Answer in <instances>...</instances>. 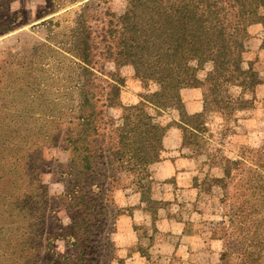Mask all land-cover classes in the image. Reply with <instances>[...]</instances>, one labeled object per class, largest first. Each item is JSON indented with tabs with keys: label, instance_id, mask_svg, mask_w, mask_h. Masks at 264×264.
<instances>
[{
	"label": "trees",
	"instance_id": "obj_1",
	"mask_svg": "<svg viewBox=\"0 0 264 264\" xmlns=\"http://www.w3.org/2000/svg\"><path fill=\"white\" fill-rule=\"evenodd\" d=\"M125 1L117 15L109 6L99 11L104 1L82 0L36 26L48 32L47 55L30 50L0 60V264H54L59 241L72 250L74 264H110L117 252L111 234L123 213L113 195L125 188L123 180L135 176L143 190L154 150L173 129L200 132L206 113L228 118L255 107L264 80L253 76L256 61L247 71L240 65L249 28L260 24L264 32V0ZM51 2L54 11L66 6ZM190 40L198 44L195 55L216 63L207 75L211 92L195 115L185 112L180 94ZM100 60L131 66L143 85L136 103L115 105L117 117L107 112L105 92L115 87L102 84ZM57 145L73 149L63 177L70 193L60 199L81 214L45 239L44 221L56 205L40 177L41 152ZM223 175L222 264H264V138L249 161L227 159Z\"/></svg>",
	"mask_w": 264,
	"mask_h": 264
},
{
	"label": "rangeland",
	"instance_id": "obj_2",
	"mask_svg": "<svg viewBox=\"0 0 264 264\" xmlns=\"http://www.w3.org/2000/svg\"><path fill=\"white\" fill-rule=\"evenodd\" d=\"M70 1H77L78 3L76 5H69ZM81 1L82 0H64V3L62 4H66V6L63 9L54 11L51 0H0V60L6 58L7 54L23 53L24 51L30 50H35L39 55H47L48 46L45 43L44 38L48 32L42 27L37 28L36 26L47 19L62 15L70 9L75 8V6L82 3ZM86 1L88 0H83V2ZM94 1L95 0H92V2ZM103 1L105 2V5L100 3L102 7L99 11H103L109 6L115 14L120 15L125 10V0H101V2ZM248 31L251 38L247 45V53L244 56V62L240 65V70L247 71L249 63L256 61L253 67V76L259 80H264V51L261 50L264 38L263 28L260 24H256L252 25ZM52 38L55 41H60L59 35H55ZM192 45L193 40L187 41L185 52L192 54ZM97 70L99 73H102V75H100L101 79L104 80L102 83L104 86L111 84L115 87L114 90H108L105 92V101L107 103V112L109 116H118L115 107L117 103L134 104L139 100V96L143 94V85L135 78L131 66L118 68L110 61L106 62L100 60ZM188 72L189 76V69ZM187 80L188 77L183 80L181 91L183 88L185 89V87H187ZM152 88L154 89L155 87L152 86ZM257 89V96L259 98L257 97V100L255 101V107L246 111L250 114V119L256 120V124H254L250 130L254 131V134H240L238 131H235L239 126V121L243 119V116H241L240 113L241 111L232 113L228 118H225L218 113H206L201 119L203 125L200 132L187 131L184 133L181 131L187 136V155L189 157L198 158L201 163L200 172L203 174L202 179H204L203 181L206 186L209 184L210 178H207V176L204 175H208L209 168L211 167H216L217 169V172H214L217 185L212 189V192H208L209 199L207 198L208 200L206 201L211 202L210 204L212 205V209L208 213V219L212 223V225L209 226L211 229V235L219 239L223 245V234L220 227L221 215L224 210V204L222 203L224 196L222 187V181L224 180L223 165L227 159L249 161L252 157V153L260 147L264 138V85L259 86ZM235 93L239 94L240 89H236ZM246 97L248 99L250 98V95L246 94ZM172 115L176 121L182 120V115L179 111H174ZM185 119L186 121L189 120L188 116H185ZM258 123L262 124L263 127L258 126ZM257 127L260 128V130H253ZM244 129H246V127ZM235 133H238L241 137L236 140L233 139L231 136ZM159 150L160 149L154 150L155 159H157L156 156ZM72 156L73 149L63 145H57L55 147L48 146L41 152L40 177L43 184L47 186L52 201H54L56 205V211L47 216L44 221L43 236L45 239L48 234H56L59 229L66 230L71 228L72 223L80 216L78 215L76 218H73L68 226L60 227L58 223L59 220H62V217L66 219L71 217L70 215L74 217V212H72L73 208H71V205L73 204H69L66 200L60 199V196L63 193L56 194L62 189L66 190V185L71 187L70 182L63 180V177L68 173ZM149 175L150 176L140 182L143 190H141L139 186H136L137 180H135V176L132 175L124 179L121 185L128 188V185L133 181L135 187L138 188L141 193H144V197L147 198L148 201H151V192L156 189L151 167ZM113 196L115 200V192ZM60 203L65 204L62 205ZM148 203L152 204L155 208L159 205V203L154 204L152 201ZM80 213L81 210L78 211V214ZM57 224L59 226L56 232H50V229H54ZM70 251L73 254L71 249ZM55 256L54 263H57L58 256ZM116 257L117 252H114L110 256V264H116L118 261L117 259L115 260Z\"/></svg>",
	"mask_w": 264,
	"mask_h": 264
},
{
	"label": "crops",
	"instance_id": "obj_3",
	"mask_svg": "<svg viewBox=\"0 0 264 264\" xmlns=\"http://www.w3.org/2000/svg\"><path fill=\"white\" fill-rule=\"evenodd\" d=\"M192 46V51L198 49L195 41ZM182 63L190 71L187 87L181 91L183 109L191 115L199 114L204 95L211 92L207 75L216 68V63L203 62L201 57L188 52L183 54ZM240 113L243 119L235 131L254 134L250 130L256 120L250 119L246 111ZM258 126L262 124L258 123ZM231 137L236 140L241 136L235 133ZM187 150L184 134L180 129H173L163 148L157 152L152 167L156 189L151 192V201L159 203L156 208L145 203L133 181L128 188L115 191V200L123 209L115 219V229L111 234L119 258L116 264H222L223 244L211 235L209 226L212 223L208 213L212 205L206 201L208 192L217 185L214 177L217 169L211 167L208 175H204L210 178L209 187L206 186L199 159L189 157ZM66 186V190L56 194L70 193L71 187ZM71 208L74 217H62L63 221L58 222L60 227L68 226L81 214L75 206L71 205ZM59 225L50 232H56ZM53 254L58 256L54 264H74L70 249L62 241L54 243Z\"/></svg>",
	"mask_w": 264,
	"mask_h": 264
}]
</instances>
